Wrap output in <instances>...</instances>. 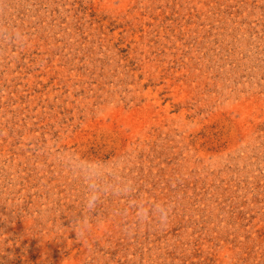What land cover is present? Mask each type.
<instances>
[{
    "label": "rangeland",
    "instance_id": "obj_1",
    "mask_svg": "<svg viewBox=\"0 0 264 264\" xmlns=\"http://www.w3.org/2000/svg\"><path fill=\"white\" fill-rule=\"evenodd\" d=\"M0 264H264V0H0Z\"/></svg>",
    "mask_w": 264,
    "mask_h": 264
}]
</instances>
